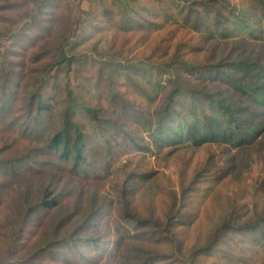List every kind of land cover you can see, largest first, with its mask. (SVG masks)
<instances>
[{
  "label": "rangeland",
  "instance_id": "obj_1",
  "mask_svg": "<svg viewBox=\"0 0 264 264\" xmlns=\"http://www.w3.org/2000/svg\"><path fill=\"white\" fill-rule=\"evenodd\" d=\"M137 1L129 4L133 17L145 21L134 11L139 10L157 26L146 22L143 29L120 28L117 0H0V61L9 47L24 51L23 46L36 40L26 51L31 57L45 39L40 38L42 31L46 34L43 25L52 27L51 42H81L75 46L82 54L80 67L73 65L70 73L73 86L83 81L85 69L94 75L100 59L142 66L150 58L163 64L181 48L184 57L206 62L235 48L233 42L204 39L180 25L167 24L163 17L144 11L151 0ZM106 8L114 17L105 15ZM101 25L105 29L82 42ZM24 28L26 42L20 46L14 36ZM95 41L100 51L85 50ZM241 48L264 54L260 44L247 42ZM12 57L16 60L19 55ZM140 103L155 106L147 99ZM40 144L0 127V264L63 263L52 259L49 251L36 250L73 235L100 237L95 247L87 243L75 248L97 264H264L254 243L233 233L214 250L196 255L220 226L264 217V134L247 145H154L146 153L120 144L110 168L99 170L101 179L88 182L73 176L70 167L53 155H43ZM132 172L151 177L131 187L136 193L126 202L123 181ZM45 199L57 203L40 206ZM96 210L100 213L93 216ZM126 212L142 221L129 222L123 218ZM69 243L58 246L59 251L68 252Z\"/></svg>",
  "mask_w": 264,
  "mask_h": 264
},
{
  "label": "trees",
  "instance_id": "obj_2",
  "mask_svg": "<svg viewBox=\"0 0 264 264\" xmlns=\"http://www.w3.org/2000/svg\"><path fill=\"white\" fill-rule=\"evenodd\" d=\"M131 1L117 0L120 28L143 29L146 22L157 26V22L134 10L145 20L137 21L129 9ZM151 3L150 7H143L150 15H159L167 24L180 25L204 39L233 42L235 48L230 54L206 62L184 57L181 48H175L164 60V66L150 58L142 66L115 58L100 59L96 61V73L88 75L85 69L83 81L73 86L70 73L73 65L80 67L82 54L75 51V46L81 42H51L52 27L43 25L46 34L42 31L40 38L45 39L31 57L26 51L30 45H36V40L23 46L24 51L9 47L8 55L2 53L0 127L38 141L41 143L38 150L43 155H53L83 182L101 179L99 170L110 168L120 144L146 153L154 145L175 144L177 148L206 142L247 145L263 135L264 54L256 49L246 51L241 45L248 42L264 48V0H151ZM105 11V15L114 17L112 10ZM96 26L82 42L105 29L103 25ZM24 29L14 36L20 46L26 42ZM98 44L92 42V47L85 50L100 51ZM13 54L19 58L15 60ZM140 99L155 106L150 108L140 103ZM104 101L112 104L110 109ZM150 177L151 173L128 174L123 181V201L136 193L131 187ZM56 203L45 199L40 206ZM99 213L96 210L92 215ZM123 218L132 223L142 221L129 212ZM230 233L254 243L264 258V217L220 226L209 244L196 255L214 250ZM99 241L100 237L73 235L40 247L36 253L49 251L52 259L64 260L60 264H97L75 248L87 243L95 247ZM68 242L70 250L59 251ZM120 244V239L115 240L117 250ZM22 263L39 264L32 260Z\"/></svg>",
  "mask_w": 264,
  "mask_h": 264
}]
</instances>
